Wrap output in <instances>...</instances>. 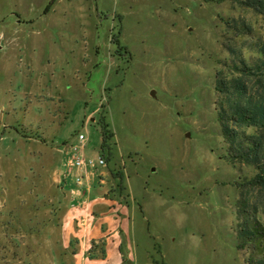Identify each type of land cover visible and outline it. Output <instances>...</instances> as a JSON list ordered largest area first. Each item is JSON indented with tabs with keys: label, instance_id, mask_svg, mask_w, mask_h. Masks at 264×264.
Instances as JSON below:
<instances>
[{
	"label": "rangeland",
	"instance_id": "obj_1",
	"mask_svg": "<svg viewBox=\"0 0 264 264\" xmlns=\"http://www.w3.org/2000/svg\"><path fill=\"white\" fill-rule=\"evenodd\" d=\"M241 15L218 0H0V264H71L65 216L105 193L130 204L131 264H249L238 184L255 171L228 159L215 91L222 18ZM79 133L106 161L81 186Z\"/></svg>",
	"mask_w": 264,
	"mask_h": 264
},
{
	"label": "trees",
	"instance_id": "obj_2",
	"mask_svg": "<svg viewBox=\"0 0 264 264\" xmlns=\"http://www.w3.org/2000/svg\"><path fill=\"white\" fill-rule=\"evenodd\" d=\"M218 1H229L234 11L250 14V18L247 15L222 18L225 35L231 36L224 43L231 61L216 73V109L228 159L234 165L250 166L255 171L251 178L238 184V248L249 252V264H264V0ZM251 16L260 19L263 28ZM99 123L101 148L108 152L110 160L109 141L115 133L105 113ZM118 177L122 175L119 173ZM118 187L121 191L124 188ZM76 253L77 250L73 252ZM90 253L93 258L105 255L103 250Z\"/></svg>",
	"mask_w": 264,
	"mask_h": 264
},
{
	"label": "crops",
	"instance_id": "obj_3",
	"mask_svg": "<svg viewBox=\"0 0 264 264\" xmlns=\"http://www.w3.org/2000/svg\"><path fill=\"white\" fill-rule=\"evenodd\" d=\"M83 189L73 190L74 198H82L87 194ZM71 206L72 209L67 212L64 219L67 246L70 245L71 238H75L79 248L77 253L73 254L71 264L136 262L130 230L131 208L126 195L119 196L118 199H111L107 193L93 199L84 197L82 202ZM94 244L98 246L93 247ZM102 250L105 254L103 258L91 257V251L100 253Z\"/></svg>",
	"mask_w": 264,
	"mask_h": 264
},
{
	"label": "built area",
	"instance_id": "obj_4",
	"mask_svg": "<svg viewBox=\"0 0 264 264\" xmlns=\"http://www.w3.org/2000/svg\"><path fill=\"white\" fill-rule=\"evenodd\" d=\"M86 137L84 134H78V144L71 146L69 153L71 151V162L70 164L76 167L79 170L78 175L76 176V182L78 186L83 184V181L88 173L89 167H95L99 165H105L106 161L104 158H100L98 162L93 160H88L84 155ZM70 154V153H69Z\"/></svg>",
	"mask_w": 264,
	"mask_h": 264
}]
</instances>
